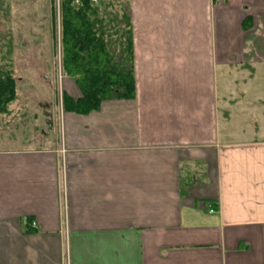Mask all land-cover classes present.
<instances>
[{"label": "crops", "instance_id": "crops-1", "mask_svg": "<svg viewBox=\"0 0 264 264\" xmlns=\"http://www.w3.org/2000/svg\"><path fill=\"white\" fill-rule=\"evenodd\" d=\"M119 1L135 96L0 148V264H264V0Z\"/></svg>", "mask_w": 264, "mask_h": 264}, {"label": "trees", "instance_id": "trees-1", "mask_svg": "<svg viewBox=\"0 0 264 264\" xmlns=\"http://www.w3.org/2000/svg\"><path fill=\"white\" fill-rule=\"evenodd\" d=\"M94 1L61 0L60 5L61 66L80 92L77 100L63 96V111L80 116L97 111L103 102L128 101L135 96L128 8L114 5L115 0ZM10 45L5 50L0 48V114L16 95L8 68L12 61Z\"/></svg>", "mask_w": 264, "mask_h": 264}, {"label": "rangeland", "instance_id": "rangeland-1", "mask_svg": "<svg viewBox=\"0 0 264 264\" xmlns=\"http://www.w3.org/2000/svg\"><path fill=\"white\" fill-rule=\"evenodd\" d=\"M58 2L0 0V48L8 49L11 44L8 68L16 88L14 100L0 114V148L18 147L23 140L41 138L43 132H52L55 138L61 132L65 73L58 41ZM232 94L238 96L235 90ZM46 105L48 109L41 107Z\"/></svg>", "mask_w": 264, "mask_h": 264}, {"label": "built area", "instance_id": "built-area-1", "mask_svg": "<svg viewBox=\"0 0 264 264\" xmlns=\"http://www.w3.org/2000/svg\"><path fill=\"white\" fill-rule=\"evenodd\" d=\"M57 2L59 1V0H56ZM93 2H94V0H93ZM59 3V2H58ZM75 4H78V1H75L74 2ZM66 75L64 74V77H65ZM209 213L211 214V213H213V210H209Z\"/></svg>", "mask_w": 264, "mask_h": 264}]
</instances>
